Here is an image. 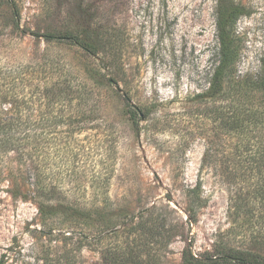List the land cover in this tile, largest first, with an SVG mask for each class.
Returning a JSON list of instances; mask_svg holds the SVG:
<instances>
[{"label":"rangeland","instance_id":"rangeland-1","mask_svg":"<svg viewBox=\"0 0 264 264\" xmlns=\"http://www.w3.org/2000/svg\"><path fill=\"white\" fill-rule=\"evenodd\" d=\"M235 1L238 75H264V0ZM217 20L218 0H0V70L21 73L17 127L45 136L30 145L31 179L74 230L43 228L30 177L19 196L4 181L5 264H183L184 250L231 249L264 262V183L228 157L257 133L229 131L210 94ZM58 30L89 50L47 39Z\"/></svg>","mask_w":264,"mask_h":264},{"label":"trees","instance_id":"trees-1","mask_svg":"<svg viewBox=\"0 0 264 264\" xmlns=\"http://www.w3.org/2000/svg\"><path fill=\"white\" fill-rule=\"evenodd\" d=\"M13 0H8L12 3ZM244 6L235 0H218L217 34L219 42V64L214 71L210 84V94L213 101L222 100L230 113L227 127L229 131L251 129L257 134L255 147L236 149L228 157L234 165L240 161L246 162L249 174H256L257 182L264 183V75L240 77L237 66L240 58L242 36L236 29V24L244 14ZM16 11V10H15ZM14 15L18 16V11ZM47 39L74 40L76 46L89 50L76 36L58 30L50 34ZM21 80V73L12 69L0 70V184L9 183L8 193L13 196L21 194L20 185L25 178L30 177L28 187L32 195L38 199V213L41 225L49 230L67 232L64 239H69L74 230L67 223H59L54 217L58 212H52L49 206V185L42 176L32 178L33 153L30 145L44 147V134L37 137L19 132V111L17 82ZM6 105V106H5ZM243 128V129H242ZM233 136V135H232ZM206 157V155H205ZM238 163V164H237ZM234 172V171H233ZM263 179V180H262ZM1 191V190H0ZM81 233V232H80ZM64 234V233H63ZM88 240V238H85ZM83 240V239H80ZM183 264H264L248 250L231 249L228 252L208 253L206 256H195L190 250L182 253ZM0 264H5L4 256Z\"/></svg>","mask_w":264,"mask_h":264}]
</instances>
